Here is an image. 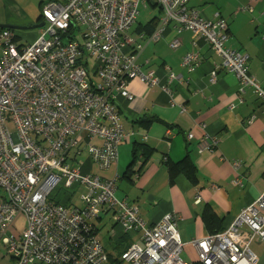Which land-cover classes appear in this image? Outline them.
<instances>
[{"label": "built area", "instance_id": "2783aa9c", "mask_svg": "<svg viewBox=\"0 0 264 264\" xmlns=\"http://www.w3.org/2000/svg\"><path fill=\"white\" fill-rule=\"evenodd\" d=\"M152 1L162 15L149 41L161 39L170 24L178 35L192 31L264 100V88L249 71L250 56L226 45V19H206L189 0H48L41 12L45 25L34 42L0 29V239L13 264H106L109 255L93 225L102 207L113 209L125 230L141 232L119 264L256 263L250 244L255 237L264 242V191L227 228L191 240L195 256L187 262L178 214L148 224L137 204L117 197L116 178L83 173L67 162L71 149L81 152L84 146L100 168H109L119 146L135 133L125 128L117 100L134 99V79L161 84L154 71L141 70L143 45L129 34L140 7ZM181 44L179 36L170 41L173 49ZM201 61L198 51L182 58L189 73ZM94 137L101 144L92 143ZM208 139L202 148L216 143ZM62 182L65 189L85 188L82 205L50 198ZM20 215L24 223L14 234L9 228Z\"/></svg>", "mask_w": 264, "mask_h": 264}, {"label": "crops", "instance_id": "0c3cea01", "mask_svg": "<svg viewBox=\"0 0 264 264\" xmlns=\"http://www.w3.org/2000/svg\"><path fill=\"white\" fill-rule=\"evenodd\" d=\"M45 1L37 0L40 6ZM30 6L34 7L31 0H0V23L28 26L41 22V14L37 17ZM189 6L206 19H226V45L250 56L249 71L264 88V0H189ZM159 10L157 25L162 15ZM134 25L129 34L143 45L138 56L140 68L154 71L161 84L149 86L134 79L129 85L134 99L117 100L125 128L135 133L119 146L118 159L109 168H100L84 146L81 152L71 149L67 162L83 173L116 178L117 197L137 204L148 224H155L167 213L178 214L184 248L192 249L194 259L191 240L211 233L202 215L206 206L215 210L220 217L217 228L224 230L264 191V100L252 86L242 84L234 72L226 70L208 42L192 31L183 30L178 35L170 24L161 39L149 41L147 32L154 25L140 24L132 31ZM23 31L27 30L15 31L21 41L29 43L38 38L39 32ZM176 36L182 44L173 49L170 41ZM125 51L131 48L127 46ZM190 51L202 56L192 73L182 64ZM172 73L175 77L170 79ZM206 137L216 142L211 148H202ZM90 141L101 144L97 137ZM171 163H181L184 168L173 181ZM191 163L198 184H193L186 173ZM84 191L79 187L68 202L56 197L52 200L82 205L79 196L75 201L73 196ZM113 214V209L102 207L93 219L95 233L109 255L106 264H119L122 253L141 238V232L125 230ZM23 223L20 215L10 231L19 234ZM250 247L257 255L255 264H264V242L255 237ZM0 264H13L1 239Z\"/></svg>", "mask_w": 264, "mask_h": 264}, {"label": "rangeland", "instance_id": "374dc122", "mask_svg": "<svg viewBox=\"0 0 264 264\" xmlns=\"http://www.w3.org/2000/svg\"><path fill=\"white\" fill-rule=\"evenodd\" d=\"M48 1V0H47ZM45 1V2H47ZM32 4L34 5L33 6H30V11H34L35 12V15L40 16L41 12H42V5L43 3L41 4V6L38 4L37 0H31ZM159 6L152 3H148L147 7H144L143 5L140 7V13L138 14L137 16V20H136V23L134 25V27L132 28V31H134V29L142 24V25H145L147 24L149 21H151L155 16H159ZM0 24H8V23H0ZM39 29L40 28H36V29H30V30H27V31H23L24 33H28V34H35L36 32H39ZM14 31H19L20 30H15L13 29ZM24 40L26 41H30V38H24ZM34 41V40H33ZM32 41V42H33ZM75 187H73V189H65L64 188V183L62 182L55 190H53L50 194V198L52 199L53 197H56V198H59L63 201H66L68 202L70 198H72V195L74 193V190ZM82 191V190H80ZM80 192H77L73 198H74V201L78 199V196L80 198ZM185 247V246H184ZM190 248V247H189ZM192 252V249H188L186 247L183 248L182 250V253H181V256L183 258V260L187 261V262H191V258L193 256V254L191 253Z\"/></svg>", "mask_w": 264, "mask_h": 264}, {"label": "trees", "instance_id": "16d2710c", "mask_svg": "<svg viewBox=\"0 0 264 264\" xmlns=\"http://www.w3.org/2000/svg\"><path fill=\"white\" fill-rule=\"evenodd\" d=\"M153 3L156 4L155 2H153ZM158 18H159L158 16H155L151 21H149L147 23V26L152 27V28H153V25H154L153 29H149L148 30V32H147L148 34H151L152 31L155 29V26L157 25L156 21H157ZM39 20L42 21V16H40ZM137 152H138V148H135L134 154H133V159L134 160L137 158ZM181 165H182L181 163H171V164H169V170H170V173H171V180L172 181L174 180V178L177 175V173L179 172V170L180 169H184V168L180 167ZM192 165H193V163H191V168L186 170V173H187L188 177L191 179L193 184H198V178H197L196 172L194 170V165L193 166ZM202 215H203L204 221L206 223V226L208 227V229L210 230L211 233H215V232H218V231L221 230V228H217V225L219 224L220 217L217 215L215 210L210 205L206 206L204 208Z\"/></svg>", "mask_w": 264, "mask_h": 264}, {"label": "water", "instance_id": "95a60500", "mask_svg": "<svg viewBox=\"0 0 264 264\" xmlns=\"http://www.w3.org/2000/svg\"><path fill=\"white\" fill-rule=\"evenodd\" d=\"M45 25L44 21L37 22L33 25H15V24H0V29L8 28V29H15V30H30L36 28H42Z\"/></svg>", "mask_w": 264, "mask_h": 264}]
</instances>
